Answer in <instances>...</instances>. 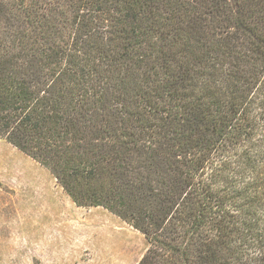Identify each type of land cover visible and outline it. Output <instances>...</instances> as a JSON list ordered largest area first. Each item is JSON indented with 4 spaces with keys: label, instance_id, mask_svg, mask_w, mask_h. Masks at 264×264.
Masks as SVG:
<instances>
[{
    "label": "trees",
    "instance_id": "obj_1",
    "mask_svg": "<svg viewBox=\"0 0 264 264\" xmlns=\"http://www.w3.org/2000/svg\"><path fill=\"white\" fill-rule=\"evenodd\" d=\"M0 138L137 264H264V0H0Z\"/></svg>",
    "mask_w": 264,
    "mask_h": 264
},
{
    "label": "rangeland",
    "instance_id": "obj_2",
    "mask_svg": "<svg viewBox=\"0 0 264 264\" xmlns=\"http://www.w3.org/2000/svg\"><path fill=\"white\" fill-rule=\"evenodd\" d=\"M145 235L80 206L41 163L0 138V264H137Z\"/></svg>",
    "mask_w": 264,
    "mask_h": 264
}]
</instances>
